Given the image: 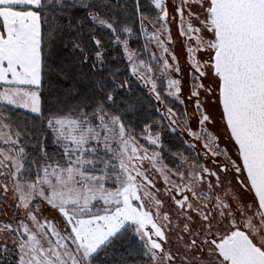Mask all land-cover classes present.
Masks as SVG:
<instances>
[{
    "label": "snow or ice",
    "instance_id": "snow-or-ice-1",
    "mask_svg": "<svg viewBox=\"0 0 264 264\" xmlns=\"http://www.w3.org/2000/svg\"><path fill=\"white\" fill-rule=\"evenodd\" d=\"M0 264H264V0H0Z\"/></svg>",
    "mask_w": 264,
    "mask_h": 264
},
{
    "label": "rangeland",
    "instance_id": "rangeland-1",
    "mask_svg": "<svg viewBox=\"0 0 264 264\" xmlns=\"http://www.w3.org/2000/svg\"><path fill=\"white\" fill-rule=\"evenodd\" d=\"M140 43H141V44L143 43V40H142V38H141V41H140ZM132 46H133V47H137V44H136V42H135V41L133 42Z\"/></svg>",
    "mask_w": 264,
    "mask_h": 264
}]
</instances>
